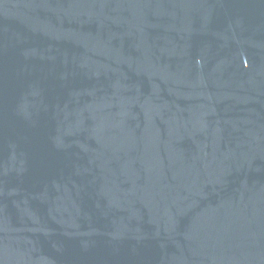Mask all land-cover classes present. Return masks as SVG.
<instances>
[{
	"label": "water",
	"instance_id": "obj_1",
	"mask_svg": "<svg viewBox=\"0 0 264 264\" xmlns=\"http://www.w3.org/2000/svg\"><path fill=\"white\" fill-rule=\"evenodd\" d=\"M0 264H264V0H0Z\"/></svg>",
	"mask_w": 264,
	"mask_h": 264
}]
</instances>
